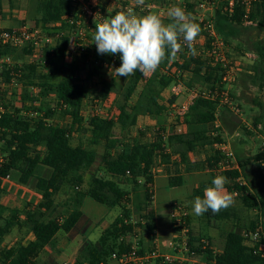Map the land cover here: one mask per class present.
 <instances>
[{
	"label": "trees",
	"instance_id": "1",
	"mask_svg": "<svg viewBox=\"0 0 264 264\" xmlns=\"http://www.w3.org/2000/svg\"><path fill=\"white\" fill-rule=\"evenodd\" d=\"M205 1L215 10L212 21L228 49L240 51L247 48L257 54L251 82L256 88L263 89L264 39L253 41L255 36L253 37L252 34L264 35V0H252L249 8L240 0H234L232 7L231 0H179V3L178 0H147L146 4H155L157 9L146 11L142 10L141 6L135 9L140 15L159 13L168 4L177 2L175 6L183 8L186 13L194 16L195 10ZM87 4L94 9H101L106 17L122 11L126 5L121 1V6L109 15L100 0H87ZM39 10L40 18L36 21L35 27L43 29L48 35L55 33L60 35L57 47L52 51H44L45 64L42 65V62L18 64L13 61L11 65L5 63L0 65V85L8 86L13 79H16L24 87L16 101L9 100L8 92L0 89V105L3 107V111L0 112V153L3 160L0 167V262L2 264H38L37 260L41 253L57 235L69 234L77 226L83 216L81 207L86 198H92L108 208L120 207L121 214L102 233L96 243H91L83 251L75 264L85 262L110 264L113 254L121 256L130 252L134 246L133 239L143 225L132 222V211L129 209L130 193L122 187L120 181L130 182L134 186L143 183V206L138 205L137 208L141 212L144 225L151 234H154L153 168L158 161L163 165L171 164L173 156L169 152L172 149V153L178 158L174 164L184 165L186 172L210 171L211 179L202 182L194 189L191 195L193 199L197 196L203 198L204 189L212 186V180L217 175H223L228 178L226 190L232 195L236 194L245 209H264V176L261 170L264 151L246 158L238 157V169L233 170L224 169L227 162L219 149L205 162L191 163L188 158L189 153L196 152L198 148L226 144L222 130L215 127L217 113L222 104L220 93L224 89L221 82L225 71L220 65L201 53L195 56L189 54V59L183 58L181 62L176 59L169 62L166 59L145 85L141 84L142 73L137 71L129 80L116 112L105 118L96 116L86 124L82 110L89 97L92 100L95 98L89 86L95 72L93 70L111 63L118 54H98L96 45L92 44L90 50L98 61V66L90 69L86 81L83 80L82 71L91 57L90 50L86 49L88 36L79 41L84 45V51L79 49L76 56L81 53L83 55L81 59L75 56L70 62L67 61L71 37L75 32V26L70 24V20L76 19V15L81 12L80 4L77 0H42ZM1 11L2 0H0V17ZM246 16L253 25H245ZM194 21L200 25L203 33V24L197 19ZM252 43L254 47H250ZM22 52L27 57L30 54L27 49ZM180 52L184 55L189 53L188 49H182ZM15 53L16 49L0 44V59L12 57ZM120 64L121 61L118 67ZM40 66L42 69L39 68ZM186 74L190 77H185ZM57 78L60 80L57 81ZM178 83H182L188 90H196L200 93L188 113L181 120H177L178 124L189 126L192 131L187 135L173 134L165 138L167 133L165 119L175 102V99L166 92ZM117 85L116 79L104 81L100 90L95 91L99 100L104 104L111 102V95ZM139 86L142 90L136 101L132 103ZM241 88L243 97L238 99L232 95L233 100L244 98L248 89L245 81H242ZM32 89H37L38 93ZM205 90L212 91L213 95L218 91L219 95L215 98H205L202 96ZM51 94L55 96L53 106L41 101ZM37 103L39 105H36ZM250 104L263 109V105L257 100L253 99ZM221 110L225 111V109ZM28 113L35 114V117L24 115ZM58 114H61L63 119H69V124L54 122V117ZM142 116L157 120L156 141L145 145L133 140L129 145H123L117 132L136 127ZM262 124L264 128V114L254 119L255 127ZM204 126L208 128L203 129ZM87 131L91 133V145L97 146L104 142L105 152L101 157L98 172H94L96 174L91 177L88 187L84 188L85 173L97 164L99 154L94 148L75 145L73 138L74 134L84 135ZM253 166L258 169L261 182L256 189L252 188L249 177H246ZM45 169L50 171L49 177L44 176ZM15 172L19 174L18 184L33 188L41 196L40 203H27L22 208L16 209L1 204L5 194L2 183ZM104 174L106 177L103 176ZM184 184L182 176H175L169 180L170 188H179ZM65 188L74 192L70 199L72 205L69 210L54 217L60 206L56 203V196ZM232 212L230 208L223 209L217 214L209 210L200 217L209 225L212 221L229 220L234 217ZM185 220L189 229L190 247L195 252L196 258H203L208 264H264L262 253L255 254L246 245L247 238L244 234L259 230L261 232L259 246H264V229L258 227L257 222H252L248 230L227 231L224 247L221 252H217L209 236L199 238L193 236L192 219L189 215ZM16 228L26 229L32 239L26 245L2 248V240ZM179 231L181 228L178 229ZM139 244L141 245V242ZM139 254L144 253L139 250Z\"/></svg>",
	"mask_w": 264,
	"mask_h": 264
},
{
	"label": "rangeland",
	"instance_id": "2",
	"mask_svg": "<svg viewBox=\"0 0 264 264\" xmlns=\"http://www.w3.org/2000/svg\"><path fill=\"white\" fill-rule=\"evenodd\" d=\"M241 1V0H240ZM42 0H2V11H1V18L0 22L3 26V28H17L21 25L26 24L31 27H35L36 21L40 18V5ZM177 2L173 5H176ZM169 5V4H168ZM169 6H167L168 8ZM110 9L113 8V6L109 7ZM109 9V10H110ZM202 11H200L201 13ZM167 13V11L165 12ZM111 14L110 12L108 13ZM160 14V13H159ZM203 16L206 14L204 12L201 13ZM194 16H198L199 13L195 10ZM206 17H209L208 15ZM164 23L166 24L167 20L170 19L167 17L166 19L162 18ZM93 31L88 37L89 42L86 41V49L90 50L92 49L93 42ZM253 38L256 40L264 39V35L258 36V33L252 34ZM257 36V37H256ZM201 35L197 37L198 41H200ZM253 44V43H252ZM250 44V47H254V44ZM200 47L196 48L197 55L201 52ZM251 49V48H249ZM189 51V50H188ZM190 52L182 54L179 52L177 54L176 60H179L180 62L184 59H189ZM257 54L253 51L247 50V48H243L240 51H235L233 49H228L227 46V59L230 63L231 67H234V69L237 72H234V75L237 79H241L245 81V85L247 86V90L245 92L246 99L242 98L241 100H233L232 95L234 97L239 99V95L243 93L242 88L239 89V84L235 82H225L224 89H226L229 92V103L225 102L223 105L227 106L225 109L226 117L224 118V125H225V132L228 135L224 134V139H226L227 143L231 145V143H234L235 147L239 148V150H244L245 155H254L257 154L260 151L264 150V128L263 124L258 125L255 127L254 125V119L264 114V88L258 89L255 86H253L251 82V77H253V67L256 64V61H251L247 58V55ZM81 53H78L76 56L78 59H81ZM89 55H91L90 59L93 56V52L90 50ZM186 56V57H184ZM258 58V57H257ZM12 59L15 63L18 64H29V57L25 56L22 52V50H16V53L14 56H12ZM110 68H115L114 66L110 65V63L105 64L100 69L94 68L93 71L94 74L92 75V81L89 82V86L91 87L92 91L91 93H97L95 91L100 90V85L104 81H111L113 79L117 80V87L114 93L111 95V102H109L106 105L103 106H96V104L93 102L91 97L86 100V104L83 107L82 110V116L84 117L86 124L90 121V119L98 116L100 118H105L108 115L113 114L116 112L115 110L118 109V104L123 99V94L125 92V88L128 86L129 80L131 79L132 75L128 77H117L110 74ZM167 70V69H165ZM156 72V71H155ZM185 77H190L189 74H186ZM186 80L188 78H185ZM57 81L60 80V78L56 79ZM86 81V80H85ZM234 85V86H233ZM233 86V87H232ZM172 88V87H171ZM167 90V95L170 97H173L175 99V102L171 106V109L174 105H177L178 107H184L186 101L191 96V92L184 91L179 96H175L172 93V89ZM24 87L19 85V87L12 88V90L7 89L8 92L7 98L9 100H17L19 95L22 93ZM33 90V89H32ZM142 87H138L137 92L135 96L133 97V102L136 101L138 98L139 93L141 92ZM33 91H36L35 93H38L37 89H34ZM257 100L263 105V109L259 108L257 106H254L253 104H250V101ZM41 101H45L47 105L53 106L55 103V96L50 95L48 97L42 98ZM232 103V104H230ZM228 104V105H227ZM36 105H39L37 103ZM235 108L239 110L237 113L235 111ZM170 109V111H171ZM98 111V113L96 112ZM178 118V119H177ZM183 117L179 116H171L170 112L167 114L165 119V126L167 129L166 135H173L175 132H173V127H176L177 120H181ZM54 122L61 123V124H69V119H63L61 114H58L54 117ZM180 125V124H178ZM87 127V126H86ZM143 130L145 133L144 141L149 142L155 132L158 130V122L156 119L151 117L142 116L139 119L138 125L136 127H133L127 131H119L117 132V136L120 137L121 143L123 145H129L133 139H136L139 135V131ZM236 133H239V137H235L231 139V136H234ZM183 135V134H182ZM187 135V134H184ZM91 133L90 131H87L84 136L81 134H76L73 138L75 143H83L86 147L94 148L98 154V162L97 164L87 171L85 173L86 177V183L85 187H88L91 177L93 174H96L94 172H98L99 164L101 162V157L103 153L105 152V144L104 142L100 143L97 146L91 145ZM233 145V146H234ZM177 148V147H176ZM176 149H174L175 151ZM234 150V149H233ZM173 149L169 154H171L173 157L176 155L172 153ZM178 161V158L177 160ZM156 165H159V162L156 163ZM170 173L173 175H179L182 173L180 171V168L175 167L174 169L170 170ZM169 173V174H170ZM101 176V173H99ZM248 175L246 177H249V181H251L252 188L255 189L260 186V178L258 176V169L253 166L250 171L247 173ZM105 176V174L103 175ZM106 177V176H105ZM211 179L210 173H202L200 175H196L194 177L188 178L186 184L183 187L179 188H170L165 189L166 184H162L159 189H153V208L156 213V215H160L161 219L164 223L160 221L157 222L158 226L156 225L157 230L154 232V234H151L148 231L147 226L144 225V221L141 220V212L138 210L137 206L141 205L143 206L144 201V188L143 183L139 184L138 186H134V184L126 181H120V184L123 188L129 191L130 193V199L131 204L129 206V209L132 211V222L142 223L143 228H140L137 232V236L133 239V244L137 245L139 247V250H141L143 253L151 251L153 248H159L161 253L163 255H169L176 261L179 258H184L185 263L188 264H208V262L203 258H193L188 255L183 256L182 253H180L179 250H173L169 247V242L175 241L178 238V235L180 234L178 232V229L180 226V217L178 218H172V213L174 210H176V207L174 205H181L186 208L188 211V215L192 219L191 227L193 228V236L196 238L199 237H207L209 236L212 239L213 248L215 251L220 252L224 247L225 242V234L227 231L230 230H236V229H242V230H248L250 229L252 222H257L258 227L264 229V209L263 210H249L245 209L242 206V203L238 196L234 194V200L235 203L228 207L231 210H233L232 214L234 217L230 218L229 220L224 221H212L209 225H207V221L200 217L196 216L193 212V201L194 199L191 197V193L193 192V189L195 187H198L201 185L202 182L208 181ZM248 180V178H246ZM253 188V189H254ZM26 192V191H25ZM22 191V193H17L18 195H22L25 193ZM27 193V192H26ZM15 194H8V199L6 200V205L13 209L17 207H23V204L26 202V197H19ZM74 192H72L69 189H64L59 195L56 196V203H58L60 206L58 208V211L56 214H54V217L58 216L59 214L69 210L68 208L72 205L70 202L71 197H73ZM32 197V203L36 204V197ZM30 198V197H29ZM81 210L85 213L86 217L89 219V225H92L91 231H93V236L98 237L101 230H103L106 226L111 224L120 214H121V208H108L105 205H101L94 201L92 198H86L83 203ZM169 216V217H168ZM142 221V222H141ZM159 228L164 231L167 229V231L160 232ZM183 235V233H182ZM32 239L31 234L27 233L26 229H14L11 234L7 235L1 242V247L4 249H8L11 247H16L19 244L26 245L29 243V241ZM82 239V238H80ZM79 240V238H78ZM141 242V245L139 244ZM76 243V242H74ZM72 256V251L68 250L65 253H63L60 257L56 254L55 258L56 260H59L62 262L61 258L65 260H69V258ZM38 264H52V261L50 260V257H48L45 254L40 255V257L37 260ZM113 264V263H112ZM150 264H157L156 262L150 263Z\"/></svg>",
	"mask_w": 264,
	"mask_h": 264
},
{
	"label": "built area",
	"instance_id": "3",
	"mask_svg": "<svg viewBox=\"0 0 264 264\" xmlns=\"http://www.w3.org/2000/svg\"><path fill=\"white\" fill-rule=\"evenodd\" d=\"M244 4L247 5V8L250 7L252 0H241ZM77 2L80 4V13L76 15V19L72 18L70 20V24L75 26V32L73 36L71 37V44L68 48L67 53V61L70 62L75 56L77 51L80 49L81 51H84L83 44H80L79 41L83 40L85 37L89 36L94 30H95V23L102 22L103 19L107 18L105 14L102 13L101 9H94L90 7L87 4V0H77ZM145 3L142 7V10L146 11H152L154 9H157V6L155 4H146ZM234 4V0L230 1V6L232 7ZM129 7L133 8V11L140 15L138 11H136V7L130 4L125 5L123 10H127ZM202 10H209L213 8L208 4V2H202L199 6ZM161 16H164V10H160L159 12ZM1 18V17H0ZM200 24H203V33H201L200 41L196 39L195 41V47L201 49V54H203L205 57L212 60L215 64L220 65V67L225 71V75L222 79L221 85L224 87V83L234 82L235 81V69L234 67L230 66V63L227 59L226 53H227V45L224 41V39L218 34L215 25L211 19L209 20H202ZM245 25H253L252 22L247 20V16L245 17ZM200 36V34H199ZM59 38L60 35L55 33L53 35H48L44 32L43 29L39 27H31L23 23V25L17 27V28H0V44L2 46H9L12 49L16 50H24L27 49L30 51L29 54V63L35 64L42 62L41 64H45L43 53L45 50H54L57 45L59 44ZM183 49H187L186 46L183 47ZM247 58L251 61H256L257 56L249 54L247 55ZM120 57L118 56L114 57L110 65L112 67H118V64L120 63ZM13 62L12 57L7 56L2 59H0V65L2 63H5L7 65H11ZM98 66V61L95 60V57L92 56L91 59L88 60L86 68L82 71L81 78L83 80L87 79V76L89 74L90 69ZM42 69V66L39 67ZM154 73H151L147 76L142 74L141 84L145 85L152 77ZM19 81L16 79H13L11 81V84L8 86H2L0 85V89H12L15 87H19ZM172 93L175 96H179L184 91H188V89L182 84L178 83L172 86L171 88ZM191 92V96L186 101L184 107L181 108L177 105H174L170 111L171 116H179L184 117L190 107L193 105L194 100L199 96L198 91H189ZM212 91L205 90L202 92V96L205 98L213 97L219 95L218 91L215 92V95L212 94ZM229 92L224 89L222 93H220V99L221 103H229L228 97ZM93 102L96 104V106H103L107 103H102L97 95H95V98L93 99ZM232 104V103H230ZM228 105V104H227ZM3 111V107L0 105V112ZM235 111L238 113L239 110L235 108ZM98 113V111H96ZM27 117H35V114L28 113L24 114ZM178 119V118H177ZM168 135L165 136V138ZM218 149L223 153L226 159V166H224V169L226 170H233L238 169L237 160L235 157V153L232 150V148L229 147L228 144L218 146ZM264 151V150H263ZM3 160L0 153V167L2 166ZM261 170L262 174L264 176V161L261 163ZM9 176L7 177V179ZM245 184L244 181H241ZM176 210L172 213V218H178L180 217V228L181 231L178 235V238L175 241L169 242V247L173 250H179L180 253H182L183 256L188 255L190 257H195V252L192 251L190 247V238H189V229L186 226V220L185 218L188 216V211L185 207L179 205H175ZM183 233V235H182ZM245 234L246 245L255 253L258 252L262 253V257H264V246H259L260 240H261V232L258 230L256 232H250L249 234ZM259 247V248H258ZM156 262L157 264H188L185 263L184 258H179L177 261L173 259L169 255H163L159 248H153L151 251L146 252L144 254H139V247L137 245H134L132 247V250L126 254L118 255L113 254L112 255V263L113 264H150ZM0 264H2L0 262ZM67 264V263H65Z\"/></svg>",
	"mask_w": 264,
	"mask_h": 264
},
{
	"label": "clouds",
	"instance_id": "4",
	"mask_svg": "<svg viewBox=\"0 0 264 264\" xmlns=\"http://www.w3.org/2000/svg\"><path fill=\"white\" fill-rule=\"evenodd\" d=\"M134 3L143 6L145 0ZM166 15L172 22L165 24L156 12L138 15L129 7L95 23L93 43L98 54H119L121 60L119 67L110 68L111 75L128 77L139 71L147 76L166 59L175 60L184 46L192 56L197 55L195 41L201 32L200 25L179 6L170 7ZM227 183L226 176L217 175L212 186L204 189L203 198L194 199V214L202 216L209 210L217 214L232 206L235 200L225 188Z\"/></svg>",
	"mask_w": 264,
	"mask_h": 264
},
{
	"label": "crops",
	"instance_id": "5",
	"mask_svg": "<svg viewBox=\"0 0 264 264\" xmlns=\"http://www.w3.org/2000/svg\"><path fill=\"white\" fill-rule=\"evenodd\" d=\"M121 1H124L126 3V5L127 4H130V5H133L135 7H139V6L135 5L134 0H100V3H101V5H103L104 8H106V11L108 13L109 12L110 13H113L114 12V9H118V7L121 6V4H120ZM178 3H179V0H178ZM111 6H113L112 9L109 8ZM167 6H169V7L167 8ZM167 6H165L163 8L164 13L170 7H172L174 5L173 4H169ZM196 11H197V13H199V15L198 16H192V17L194 19H197L199 23L202 20H209V19L212 20V18L214 17V12H215L214 8H211L209 10H202L199 7L196 9ZM200 11L204 12L206 15L203 16L201 14L202 12L200 13ZM207 15L209 17H206ZM162 18H164V19L167 18L166 13L164 14V16H162ZM170 21L171 20H169V21L167 20L166 24L167 23H170ZM0 28H3L1 22H0ZM201 33L202 32H200V35H201ZM236 70H235V72H237ZM91 81L92 80H90V82ZM242 81L243 80H241V79L239 80V79H237L235 77V81L234 82L239 84V87H238L239 89H241V83H242ZM100 87H101V85H100ZM189 91H191V90H188V92ZM93 94H95V93H93ZM242 95L243 94H240L239 96L241 97ZM85 104H86V101H85L84 105ZM223 106L224 105L221 104L220 109L218 110V113H217V121L215 123V127L221 129L222 130V133L225 132L224 118L226 117V113L221 110L223 108ZM207 128H208L207 126H204L203 127V129H207ZM166 131H167V129H166ZM191 131H192V129L189 126H185V125H182V124L178 125V123H177L176 127H173V132H175V134H177V135L189 134ZM75 135L76 134H74V136ZM225 135H228V134L226 133ZM223 136H224V134H223ZM239 136H240V134L239 133H236L234 136H231V139L232 138H235V137H239ZM144 137H145V133L143 132V130L140 129L138 137L136 139H133V140H138V141H140L141 144H145V145L152 144V143H154L156 141L155 134H154L153 138L149 142H145L143 140ZM132 141H131V143H132ZM225 141H226V139H225ZM74 144L75 145H78V144L79 145H83L85 147V145L83 143L81 144V143H75L74 142ZM226 144H228L227 141H226ZM228 145H229L230 148H232V150L234 149L233 151L235 153L236 160H237L238 157L246 158V157H249V156H253V155H246V156H244L245 155V153H244L245 151L242 150V149L239 150V148L235 147L234 143H231V145L230 144H228ZM217 150H218V146H206L204 148H198V150L196 152L189 153L188 158H189V160H190L191 163L205 162V161L208 160V158L212 157L214 155V153H216ZM176 160H177V157L175 156V157L172 158L171 164L163 165V164H161L158 161L159 162V165H155L154 166V168H153V173H154V185H153V189L155 188V189L158 190L159 187H161L163 183L166 184V187H165L166 190L167 189H170V187H169V180H170V178L175 177V176H182V177H184V181H185V184H186L188 178H191V177H194L196 175H200V174L206 173V172L207 173H210L209 170H205V171H195V172L188 173V172H186V168H185L184 165L177 166V165L174 164V162ZM175 167H177V168L179 167L180 168V171H182V173H180L179 175H173V173L171 174L170 173V170L174 169ZM43 174H44L45 177H49L50 176V171L48 169H45L43 171ZM18 179H19V174L15 172V173L11 174L8 179H6V180L3 181V183H2V189L5 191V194L3 195L2 199H1V204L7 206L6 203H5L6 200L8 199V197H9L7 195V193L8 194H12L13 193L14 194L13 196H15V194L20 193V192L22 193V191L23 192L26 191L27 193L25 192L22 195H18L17 194V196H19L21 198L22 197H26L27 198L26 199V202L23 204V206L25 204H27V203H32V201H31L32 200V197H31L32 195H33V197H36V202L40 203L41 202V196L39 194H37L33 188H31V187H23V186L19 185L18 184ZM163 186H164V184H163ZM198 187H195L194 189H196ZM194 189H193V191H194ZM192 193H191V195H192ZM38 203H36V204H38ZM17 208H21V207H17ZM13 209H16V208H13ZM166 219H163V218L161 219L160 215L159 214L156 215V213H155V219H154L155 220V229L157 230V228H156V225L158 226V223L157 222L160 223V221H161L162 223H164L163 220H166ZM111 224H109L103 230H101V232L99 233V236L98 237H95V236H93V231H91L92 230L91 227H93V226L92 225H89V219L86 217L85 213L83 212V216H82L81 220L79 221V223L77 224V226L69 234H59V235H57V237L55 238V240L50 245H48L45 248V250L41 253V255L42 254H45L48 257H50V260L52 261V264H65V263H67V264H75L76 261L81 257L83 251L91 243H96L100 239L102 233ZM159 231L161 232L162 230L159 228ZM164 231H167V229H165ZM164 231H162V232H164ZM164 233H166V232H164ZM78 238H79V240H78ZM80 238H82V239H80ZM74 242H76V243H74ZM68 250H71L72 251V256L69 258V260H65L64 261L63 258H61V260H63L62 262H60L59 260H56V258H55L56 254L58 255L57 259L58 258L60 259L61 255L63 253H65L66 251H68ZM84 264H88V263L85 262ZM110 264H112V262H110Z\"/></svg>",
	"mask_w": 264,
	"mask_h": 264
}]
</instances>
